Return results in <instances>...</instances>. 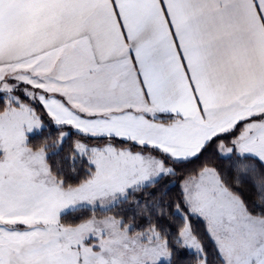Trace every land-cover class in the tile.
Masks as SVG:
<instances>
[{
	"label": "snow or ice",
	"instance_id": "snow-or-ice-1",
	"mask_svg": "<svg viewBox=\"0 0 264 264\" xmlns=\"http://www.w3.org/2000/svg\"><path fill=\"white\" fill-rule=\"evenodd\" d=\"M213 146L173 234L140 194ZM188 255L264 264V0H0V264Z\"/></svg>",
	"mask_w": 264,
	"mask_h": 264
},
{
	"label": "trees",
	"instance_id": "trees-1",
	"mask_svg": "<svg viewBox=\"0 0 264 264\" xmlns=\"http://www.w3.org/2000/svg\"><path fill=\"white\" fill-rule=\"evenodd\" d=\"M47 119V117H45ZM52 132V137L55 139L56 132L55 129H50ZM45 135H47V132H45ZM75 138V137H74ZM40 140V137H37L36 140L33 141V143H36ZM214 148L209 150V152L205 153L204 156L197 160L195 163L187 164V165H176L177 168V174L176 176H168L165 177L163 180L160 181V183L155 187V189L149 188L147 189V192L145 194H140V198L142 201H151L152 198L147 195V193L155 192V200L159 201L165 208V215L162 217H156L153 216V221L159 223V225L164 229H170L173 234L176 233V231L183 226L184 221L179 216H173L171 213L174 211V204L178 202L179 200V193H180V183L183 177L193 169L199 168L203 163L205 162H213L216 164L218 168L221 169L222 172H228V162L226 161H219L216 160L214 157ZM66 153H62L61 156H63ZM231 182V178H230ZM167 191V195H162ZM239 191L247 198L252 195V186L250 183L245 182L239 186ZM116 212H121L125 216H130L132 214V209L130 205H122L120 208L114 209L112 213H108L109 215H112ZM191 227L193 232L198 236V238L201 240V242L204 244L205 248L209 252V260L213 261L214 256L212 255L214 249H213V242L209 238V236L206 233L205 224L204 222L196 217H190L189 218ZM184 264H195V259L191 255H188L185 257Z\"/></svg>",
	"mask_w": 264,
	"mask_h": 264
}]
</instances>
